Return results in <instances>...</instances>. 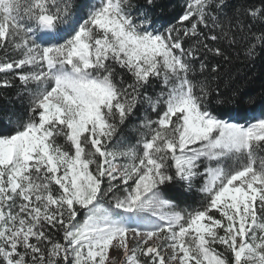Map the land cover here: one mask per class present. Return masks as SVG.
<instances>
[{"label":"snow or ice","instance_id":"obj_1","mask_svg":"<svg viewBox=\"0 0 264 264\" xmlns=\"http://www.w3.org/2000/svg\"><path fill=\"white\" fill-rule=\"evenodd\" d=\"M156 7L0 0V264H264V0Z\"/></svg>","mask_w":264,"mask_h":264},{"label":"trees","instance_id":"obj_2","mask_svg":"<svg viewBox=\"0 0 264 264\" xmlns=\"http://www.w3.org/2000/svg\"><path fill=\"white\" fill-rule=\"evenodd\" d=\"M182 0H157V7L154 9L155 14L161 21V23H168L173 20V17L179 11V5ZM234 80L228 83L227 89L230 91L233 88H239L241 93L244 95L245 100L248 96L256 97L257 103L251 104H240V105H225L220 111L231 112L233 116H236L240 122H244L241 117H246L253 113L257 114L260 112L261 105L259 102V96L261 95L262 89H264V61H257L255 66H236L231 70ZM222 81L221 86L224 88ZM3 90H0L2 92ZM11 92H9V96ZM6 100L0 97V107L6 106ZM19 105H17V108ZM130 142H134L136 137L131 133L126 134Z\"/></svg>","mask_w":264,"mask_h":264}]
</instances>
